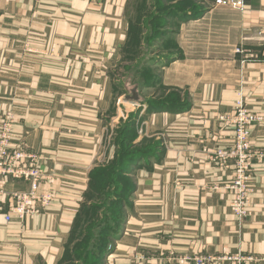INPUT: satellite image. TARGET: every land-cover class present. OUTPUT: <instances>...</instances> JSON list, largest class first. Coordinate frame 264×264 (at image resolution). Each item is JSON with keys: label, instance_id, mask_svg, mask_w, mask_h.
Wrapping results in <instances>:
<instances>
[{"label": "crops", "instance_id": "0c3cea01", "mask_svg": "<svg viewBox=\"0 0 264 264\" xmlns=\"http://www.w3.org/2000/svg\"><path fill=\"white\" fill-rule=\"evenodd\" d=\"M130 2L0 0V130L3 114L13 112V146L38 156L50 176L42 188L53 193L49 206L23 222L6 221L10 204H2L0 264L61 262L90 173L100 165L113 107L111 73L129 40ZM247 3L244 13L205 6L181 26L194 27L190 37L198 30L200 41L185 37L183 57L166 64L160 77L185 98L168 111L145 112L147 130L161 141L132 167V206L103 264H194V256L227 264L219 257L237 251L257 258L245 264H264V160L253 164V215L239 230L232 192L223 187L233 171L215 166L204 150L234 145L232 124L219 117L233 110L241 89L261 117L251 142L264 149V0ZM225 12L238 16L234 45L257 48L253 60L242 62L226 47Z\"/></svg>", "mask_w": 264, "mask_h": 264}, {"label": "rangeland", "instance_id": "374dc122", "mask_svg": "<svg viewBox=\"0 0 264 264\" xmlns=\"http://www.w3.org/2000/svg\"><path fill=\"white\" fill-rule=\"evenodd\" d=\"M211 5V0H131L128 16L130 23L129 40L127 46L123 49L121 60L114 66L111 73V81L113 83V107L109 115H106V120H108V122L106 124L105 137L100 148L98 160L100 165L98 167L106 168L108 165L117 166L120 162L124 163V161L128 159L129 154V156H131L138 151L149 148L151 145L154 150L157 149L158 142L161 140L158 139V136L147 130L145 124L147 122V116L145 112L150 108L153 109L156 106L169 103L174 104L176 101L185 98L183 92L178 93L173 90L171 86L162 83L160 76L166 64L177 61L183 57L185 37H188V40L192 39L193 42L200 41L201 35L198 30L193 32L194 38L190 37L192 34L190 29H194V27H183V29H181V26L184 24L186 25L188 22H186L187 17L184 15V11H190L189 9H194V7L198 6L205 8V6L210 7ZM179 15L182 17H179ZM221 19H223L225 25L226 47L228 49L234 50V54H239L236 53V48L245 47L251 48L252 51L256 53L257 48L253 45H240L237 47L234 45L236 44L234 36H236L238 30L236 28L238 22V16L236 14L225 12L224 15L221 16ZM230 37H232L233 40H228ZM177 38L181 42L183 48ZM244 83L245 77H240V84L243 85ZM180 94H182L181 97ZM240 95L246 107L254 113L253 110L247 106L242 89L237 92L236 101ZM232 113L233 110L229 114H221L219 120L232 124L228 119H222V117L232 116ZM254 114L257 115L256 113ZM1 120L16 119L14 113L8 111L3 114ZM232 126L234 128L233 124ZM156 143L158 144L155 146ZM231 147L233 146H214L204 148V150L207 152L209 160L212 161L215 166L224 168L219 164L217 165L211 157H214L216 151ZM258 149L263 150L262 148ZM212 152L214 153L211 156ZM229 163L232 165L233 161L229 160ZM107 172L110 173V170L99 171L95 179H93L94 184L102 187L101 185L105 182V179H107L105 178ZM126 175L132 182L134 181L135 175L133 173H127ZM233 178L223 187L232 192L233 198L229 206L231 213L236 217L231 208V203L234 200V193L233 189L229 187L234 181ZM125 184L126 181L122 179H118L115 182L114 189L109 191L111 198H117L115 199V204L113 203L111 205L110 201L103 202V208L102 211H100L107 219L111 220L110 226L112 228L118 223L120 224L119 220L116 222L112 219V216L115 217L117 214H119V218L122 214L126 216L127 211L131 208L130 206L134 194L132 196L127 195V187L124 189V186H126ZM89 216L90 214L88 217ZM251 216L246 217L245 221ZM244 222L242 224L237 220L239 230L244 227ZM79 240L80 236H78L77 232L76 236H73L69 244H67L65 261L63 264H94V257H89L86 262L76 255L75 252H77L76 249L78 248L77 244ZM110 240L111 239H109L108 242ZM112 242L113 240L110 241V245ZM230 254H243L246 257H252V259L248 257V261H252L254 259L253 257H255L253 255H245L242 251Z\"/></svg>", "mask_w": 264, "mask_h": 264}, {"label": "built area", "instance_id": "2783aa9c", "mask_svg": "<svg viewBox=\"0 0 264 264\" xmlns=\"http://www.w3.org/2000/svg\"><path fill=\"white\" fill-rule=\"evenodd\" d=\"M211 2L210 8L229 7L241 13L248 8L247 0H211ZM236 53L242 56V62H248L256 57L251 48L238 47ZM222 119H228L234 125L235 143L231 148L212 152L211 156L214 153V157L211 158L217 165L232 168L234 181L229 187L233 189L234 200L231 208L237 220L243 224L245 218L253 214L254 188L250 183L252 167L255 162L264 160V149H258L251 142V129L261 117L246 107L240 95L234 105L232 116ZM14 123L15 120H2L0 130V208L7 200L10 208L5 214V220L11 221L15 217L23 222L49 206L53 200V193L42 188L50 176L40 168L38 156L13 146ZM229 160L233 161L232 165ZM10 181H25L29 187L25 190H8L7 185ZM248 257L250 256L227 253L219 259L227 264H245L249 260ZM192 260L194 264H207L210 261L201 256H194Z\"/></svg>", "mask_w": 264, "mask_h": 264}, {"label": "trees", "instance_id": "16d2710c", "mask_svg": "<svg viewBox=\"0 0 264 264\" xmlns=\"http://www.w3.org/2000/svg\"><path fill=\"white\" fill-rule=\"evenodd\" d=\"M190 11H184V15L187 17L186 19H192L193 17H198L202 12H204V7L198 6L189 9ZM188 14V15H187ZM178 16V15H177ZM190 16V17H189ZM179 17H182L179 15ZM168 57V56H167ZM167 102V101H166ZM168 103V102H167ZM182 105V104H180ZM174 108L172 104H166L162 106H156L153 109H148L150 111L153 110H165L168 111L169 109ZM158 143L155 144V146ZM155 150L153 149L152 145L145 150L138 151L131 156L128 154V159L124 161V163L120 162L117 166H106L97 167L92 170L90 173V181L88 190L86 192V201L81 205L77 217L75 219L71 236L66 243L64 255L61 259L60 264H63L65 261V254L67 251V244H69L70 240L73 236H76L78 232V236H80L79 243L77 244L78 248L76 249V255L81 257L83 260L87 262L89 257H94V264H103L104 258L109 250L110 241L114 240L121 232L122 223L126 216L122 214L119 218V214L112 216V219L116 222L119 220L120 224L118 223L114 228L110 226L111 220L107 219L104 214H102L103 202L110 201L111 205L115 204V199L110 197L109 191L114 189L115 182L118 179H122L126 181L127 187V195L132 196L135 191V179L132 182L128 177L127 173H133L132 167L134 165H138V163L147 160L151 157L152 153ZM130 167V170H129ZM101 170H110V173H106L105 175V182L99 187L98 185L94 184L95 176ZM127 177V178H126ZM130 177V176H129ZM131 185H130V183ZM130 185V186H129ZM130 188H129V187ZM118 188V184H117ZM123 189V190H124ZM92 191V192H91ZM118 191V190H114ZM91 193V194H90ZM96 199V200H94ZM94 200V201H93ZM93 201V202H92ZM132 206V204H131ZM130 206V207H131ZM98 213V215H97ZM90 216L88 217V215ZM80 229V230H79ZM80 231V232H79ZM111 239L109 242L108 240ZM107 242V243H104Z\"/></svg>", "mask_w": 264, "mask_h": 264}]
</instances>
